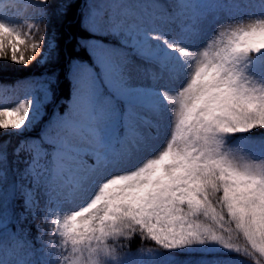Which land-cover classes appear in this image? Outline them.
I'll use <instances>...</instances> for the list:
<instances>
[{"label": "snow or ice", "instance_id": "obj_1", "mask_svg": "<svg viewBox=\"0 0 264 264\" xmlns=\"http://www.w3.org/2000/svg\"><path fill=\"white\" fill-rule=\"evenodd\" d=\"M50 4L79 9L89 59L63 114L0 143V264H264V0H0V61H49ZM54 84L25 82L0 130L33 128ZM137 235L155 247L122 251Z\"/></svg>", "mask_w": 264, "mask_h": 264}, {"label": "trees", "instance_id": "obj_2", "mask_svg": "<svg viewBox=\"0 0 264 264\" xmlns=\"http://www.w3.org/2000/svg\"><path fill=\"white\" fill-rule=\"evenodd\" d=\"M54 3L55 0H52ZM79 3H83V0H78ZM80 12L79 9L74 7L70 9L63 16H56L52 12L51 4L49 6V16L46 20H41L38 23V27L41 32L47 31V37L52 36L56 41V47L52 51L49 61L43 65H40L37 60L29 63L27 67L23 65H15L10 61H0V82L12 81L16 77L26 75L40 70L43 67H47L50 73H55L57 78V87L53 85V92L57 97L54 108L62 107L60 111L63 114L67 103L71 98L72 84L69 75V66L73 60L89 59L86 51L81 49L77 45L78 39L84 35L80 27ZM52 34V35H51ZM40 33H36V37L39 38ZM46 37V39H47ZM43 50V48H42ZM0 106H5L3 99H0ZM253 133H257L254 130ZM29 133L19 136L16 133L8 132V130H0V143L4 141L9 142V152H11L12 146H14L21 137L28 136ZM32 233L36 234L35 225H32ZM126 243L127 247L122 249L125 252L136 253L141 247L150 248L155 247L151 241L142 242L139 236H134L130 242L122 241ZM186 253H179L181 261H185L184 257ZM218 257L238 259L233 253H218ZM188 264H194L190 259Z\"/></svg>", "mask_w": 264, "mask_h": 264}, {"label": "rangeland", "instance_id": "obj_3", "mask_svg": "<svg viewBox=\"0 0 264 264\" xmlns=\"http://www.w3.org/2000/svg\"><path fill=\"white\" fill-rule=\"evenodd\" d=\"M4 2H8V0H4ZM30 14H31V13H30ZM24 85H25V84H24ZM24 85L21 86L20 88H18V91H10V94H13L14 92L18 93V92L23 91V93H24V97H23V98H25V96L27 95V91H26V88H25ZM37 95H40V94L37 93ZM44 106H45V104H44ZM44 106H43V108H42V114H43V112H44ZM13 131H15V130H13ZM166 135H167L166 131H162L161 134H160V136H159V138L157 139V141H155V144H156V145H159V144L163 143L164 137H165Z\"/></svg>", "mask_w": 264, "mask_h": 264}]
</instances>
